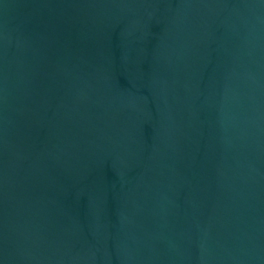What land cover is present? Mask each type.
<instances>
[{"label":"water","instance_id":"water-1","mask_svg":"<svg viewBox=\"0 0 264 264\" xmlns=\"http://www.w3.org/2000/svg\"><path fill=\"white\" fill-rule=\"evenodd\" d=\"M0 264H264V0H0Z\"/></svg>","mask_w":264,"mask_h":264}]
</instances>
